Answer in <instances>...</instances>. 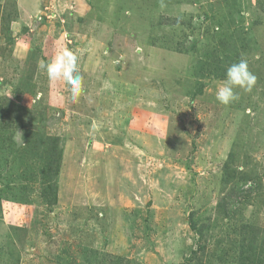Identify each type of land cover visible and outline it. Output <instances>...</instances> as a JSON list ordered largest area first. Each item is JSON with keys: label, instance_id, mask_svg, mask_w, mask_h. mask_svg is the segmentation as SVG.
<instances>
[{"label": "rangeland", "instance_id": "374dc122", "mask_svg": "<svg viewBox=\"0 0 264 264\" xmlns=\"http://www.w3.org/2000/svg\"><path fill=\"white\" fill-rule=\"evenodd\" d=\"M0 264H264V0H0Z\"/></svg>", "mask_w": 264, "mask_h": 264}, {"label": "clouds", "instance_id": "9594fccd", "mask_svg": "<svg viewBox=\"0 0 264 264\" xmlns=\"http://www.w3.org/2000/svg\"><path fill=\"white\" fill-rule=\"evenodd\" d=\"M41 69H46L50 82L62 81L68 85L71 99L78 101L82 91V77L79 75L78 58L71 49L60 50L50 61L39 63ZM256 76L250 71L248 61L240 59L239 62L231 64L226 71V79L216 84L215 98L225 106L232 104L239 99L235 89H242L244 92H251ZM23 138L19 131L14 139Z\"/></svg>", "mask_w": 264, "mask_h": 264}]
</instances>
